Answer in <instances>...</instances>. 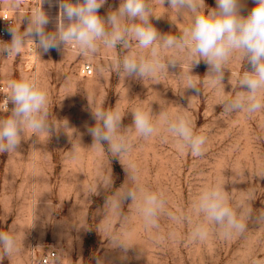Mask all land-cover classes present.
<instances>
[{"label": "rangeland", "instance_id": "obj_1", "mask_svg": "<svg viewBox=\"0 0 264 264\" xmlns=\"http://www.w3.org/2000/svg\"><path fill=\"white\" fill-rule=\"evenodd\" d=\"M5 3L9 6L11 0ZM119 4L120 0H107L98 14L106 17ZM148 4L160 17L152 24L161 34L179 36L192 22L188 10L177 12L162 0ZM205 4L215 8L216 0ZM241 5L243 16L255 7L254 0H241ZM43 8L53 18L46 31H55L59 8L47 2ZM26 15L17 17L21 31L27 26ZM37 51L29 40L18 55H0V81L19 80L22 75L36 78L47 92L48 119L54 126L51 134L38 137L26 131L16 152L0 153V233L15 241L11 253H5L0 243V264H41L52 250L57 254L53 264H264V219H257L264 215V110L251 116L228 114L218 105L222 97L235 96L240 90L238 77L250 70L239 53L225 65L223 84L216 87L204 82L203 61L194 66L192 73L200 77L201 88V94L194 96L184 89L183 76L190 63L186 54L178 56L180 68L159 73L156 83L152 78H125L115 67L125 55L119 47L101 46L90 58L74 44L40 55ZM129 51L140 50L134 42ZM86 63L94 67L92 77L81 75ZM99 106L118 108L125 128L132 125L135 108L151 110L154 122L161 112L170 118L187 115L194 131L206 137L204 152L199 157L190 149L181 152L163 128L147 139L137 136L134 128L131 133L122 129L130 149L120 162L107 145L92 147L86 132V125H96L91 108ZM9 115L0 114V119ZM122 164L135 165V183ZM137 184L162 191L165 213L179 221L163 214L158 229L146 228L132 201L122 202L119 209L112 207L125 188ZM215 185L223 186L234 210L242 203L252 218H244L245 230L234 231L230 238L208 225L207 239L192 241V229L204 223L193 203L205 188ZM118 241L128 244L127 253Z\"/></svg>", "mask_w": 264, "mask_h": 264}, {"label": "clouds", "instance_id": "obj_2", "mask_svg": "<svg viewBox=\"0 0 264 264\" xmlns=\"http://www.w3.org/2000/svg\"><path fill=\"white\" fill-rule=\"evenodd\" d=\"M45 2L49 7L59 8L55 31H46L53 18L44 10ZM106 2L40 0V5L30 15H26L27 26L24 31L11 26L7 29L11 39L7 42L0 40V55H18L29 40L36 45V51L40 50L37 51L39 55L52 49L61 51L66 45L74 44L82 55L90 58L98 53L101 46L107 49L119 47L125 55L115 61V67L118 71L122 70L125 78L156 80L159 73L169 72V68H180L178 56L186 54L190 63L183 76L184 89L192 90L194 96H199L200 77L193 75V67L203 61L207 65L204 82L216 87L223 84L225 65L235 53H239L250 65V70L243 71L238 77L237 87L240 90L235 96L222 97L218 105L228 114L251 116L264 110V0H254L255 7L247 16L241 15V0H216L215 8H207L205 0H162L168 8L177 12L188 10L193 17L190 26L185 27L179 36L158 32L152 19L160 17L153 15L148 0H120L116 10L101 17L98 13ZM18 3L19 0H14L13 6ZM134 42L139 53L129 51L134 47ZM169 50H173L172 55L165 58ZM156 83L159 81L156 80ZM8 88L10 95L6 98V107L8 109L9 103L13 107L7 118L0 119V153L16 152L26 131L36 137L54 131L48 119L47 92L36 78L22 75L19 80L9 81ZM131 114L132 125L125 128L122 127L124 115L118 108H91L96 125L85 127L87 134L92 137V147L107 145L112 156L121 162V157L130 149L125 131L131 133L134 128L137 136L147 139L163 128L175 138L181 152L190 149L195 157L203 154L206 137L194 131V124L187 115L177 114L170 118L167 113L161 112L154 122L151 110L135 108ZM122 166L128 179L135 183V165ZM127 201L136 204L146 228L158 229L159 218L163 214L173 221L180 219L172 213H165L166 199L162 191H149L137 184L135 188H125L118 199L112 202V207L119 209L121 203ZM193 211L203 216L204 223L192 229V241L207 239L208 225L218 227L225 238H230L234 231L242 233L245 230L244 218H252L250 210L242 203L237 204L235 210L230 206L221 185L205 188L194 201ZM237 212L240 219L237 218ZM257 219H264V215ZM174 235L169 234L170 237ZM130 238L128 236L126 240ZM0 243L4 245L5 253H11L15 246L14 239L4 233H0ZM118 244L126 253L130 249L126 242L118 241Z\"/></svg>", "mask_w": 264, "mask_h": 264}, {"label": "built area", "instance_id": "obj_3", "mask_svg": "<svg viewBox=\"0 0 264 264\" xmlns=\"http://www.w3.org/2000/svg\"><path fill=\"white\" fill-rule=\"evenodd\" d=\"M40 5V0H19V3L12 8L0 7V40L10 41L11 37L7 29L11 26L17 29V17L20 14H31ZM81 75L83 77H92L94 75V67L90 63H86L81 67ZM10 95V89L7 82H0V114L9 113L13 105L8 104L6 107V98ZM57 258L54 250L49 251L41 260V264H53Z\"/></svg>", "mask_w": 264, "mask_h": 264}, {"label": "crops", "instance_id": "obj_4", "mask_svg": "<svg viewBox=\"0 0 264 264\" xmlns=\"http://www.w3.org/2000/svg\"><path fill=\"white\" fill-rule=\"evenodd\" d=\"M14 4V0H11V4L9 6L6 5L5 0H0V7H4V8H12ZM0 82H7L9 83V81H0Z\"/></svg>", "mask_w": 264, "mask_h": 264}]
</instances>
